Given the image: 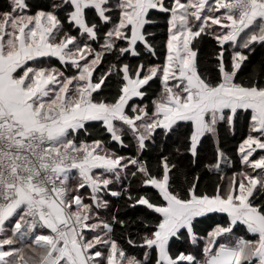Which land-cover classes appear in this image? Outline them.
<instances>
[{"label":"snow or ice","instance_id":"obj_1","mask_svg":"<svg viewBox=\"0 0 264 264\" xmlns=\"http://www.w3.org/2000/svg\"><path fill=\"white\" fill-rule=\"evenodd\" d=\"M0 264H264V0H0Z\"/></svg>","mask_w":264,"mask_h":264},{"label":"trees","instance_id":"obj_2","mask_svg":"<svg viewBox=\"0 0 264 264\" xmlns=\"http://www.w3.org/2000/svg\"><path fill=\"white\" fill-rule=\"evenodd\" d=\"M236 143L235 140L229 139L226 142V147H228L229 149H231V147ZM212 155V146L211 144H207L205 145L204 151H203V156H204V162H208V160L210 159ZM182 161L186 164L187 163V156L185 155L184 157L181 158ZM215 177H213L214 179Z\"/></svg>","mask_w":264,"mask_h":264}]
</instances>
